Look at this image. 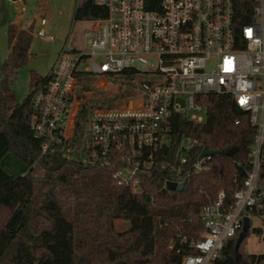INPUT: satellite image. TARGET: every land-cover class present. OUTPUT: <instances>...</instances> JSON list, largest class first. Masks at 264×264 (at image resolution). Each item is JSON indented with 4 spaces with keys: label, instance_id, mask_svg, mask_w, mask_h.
I'll return each instance as SVG.
<instances>
[{
    "label": "built area",
    "instance_id": "1",
    "mask_svg": "<svg viewBox=\"0 0 264 264\" xmlns=\"http://www.w3.org/2000/svg\"><path fill=\"white\" fill-rule=\"evenodd\" d=\"M92 1L105 6L107 15L88 20V45L62 51L30 97L29 125L41 140V155L58 148L66 154L75 146L83 105L89 127L84 163L107 166L118 158L122 165L113 178L136 194L153 151L170 144L173 117L202 123L207 106L197 99L229 96L254 128L248 167L232 203L225 206L221 190L200 209L199 237L182 238L195 252L183 255L181 264H214L237 239L244 217L250 226L251 217H264V0H159L156 9L146 8L145 0ZM119 74L137 77V94L83 104L93 97V89L82 90L86 79L97 77L96 88L117 95L110 79ZM200 144L182 136L173 182L186 180L182 166L188 163L194 172L208 169L212 156L200 157L202 147L189 159Z\"/></svg>",
    "mask_w": 264,
    "mask_h": 264
},
{
    "label": "trees",
    "instance_id": "2",
    "mask_svg": "<svg viewBox=\"0 0 264 264\" xmlns=\"http://www.w3.org/2000/svg\"><path fill=\"white\" fill-rule=\"evenodd\" d=\"M145 2L146 8L156 9L159 0ZM106 15L107 8L92 0H79L73 10L76 21ZM7 41L9 53L0 64V264H181L183 255L195 252L182 238L199 237L200 209L221 190L229 206L241 185L236 166L248 167L254 135L247 115L229 96L199 97L207 106L206 119L195 123L173 117L169 146L153 151V164L140 175L139 192L132 194L128 184L118 185L113 178L122 165L118 158L101 166L66 156L60 148L41 155V140L29 125L30 97L46 76L31 71L29 93L18 102L9 82L28 61L32 35L10 23ZM185 135L201 143L190 152L191 161L201 147L219 153L203 172H194L189 163L182 166L184 189L168 190L166 183L177 179L173 168ZM9 152L24 162L22 173L1 167ZM115 219L127 221L128 228L117 231ZM252 233L262 230L254 227ZM235 242L224 246L214 264H264V254L245 253L243 242L236 250Z\"/></svg>",
    "mask_w": 264,
    "mask_h": 264
},
{
    "label": "rangeland",
    "instance_id": "3",
    "mask_svg": "<svg viewBox=\"0 0 264 264\" xmlns=\"http://www.w3.org/2000/svg\"><path fill=\"white\" fill-rule=\"evenodd\" d=\"M78 3L79 0H0V64L7 58L10 49L7 41V27L10 23L15 24L17 30L29 29L32 35L28 61L9 82L18 102H22L29 93L31 71L42 77L47 76L62 51H70L74 47L83 49L88 45V38H84L83 33L91 22L73 19V10ZM38 30L43 31V36L37 35ZM3 78L0 72V82ZM136 79V76L123 78L122 75L111 78L113 88L118 91L117 95L96 88L97 77L86 79L82 90L93 89V97L87 98L83 104L95 105L105 101L112 102L116 98H129L138 93ZM106 87L111 89L109 85ZM87 113L86 108L81 109L76 118L75 146L66 153V156L83 162L86 160L89 144ZM1 167L10 173H22L25 164L9 152L2 157ZM126 173L127 170L122 171V174ZM250 221L249 234L242 244L243 251L247 254H264V217H251ZM114 226L117 231H123L128 228L129 223L115 219ZM254 227L261 228L262 234H253Z\"/></svg>",
    "mask_w": 264,
    "mask_h": 264
},
{
    "label": "water",
    "instance_id": "4",
    "mask_svg": "<svg viewBox=\"0 0 264 264\" xmlns=\"http://www.w3.org/2000/svg\"><path fill=\"white\" fill-rule=\"evenodd\" d=\"M218 153L219 152L210 150L208 148H203V150H202V152L200 154V157H204V156H207V155L214 156V155H217ZM236 169H237L238 173L241 176H244L245 175V171H244L243 167L237 165L236 166ZM185 183H186V180H183L180 183H176V182H173V181H168L166 183V188L168 190H176V191H179L180 192V191H182L184 189ZM249 230H250V222H249V219H248V217H244L242 230L238 234V237H237L236 242H235V248H236V250L238 249V247L240 246V244L243 242V240L248 236Z\"/></svg>",
    "mask_w": 264,
    "mask_h": 264
},
{
    "label": "crops",
    "instance_id": "5",
    "mask_svg": "<svg viewBox=\"0 0 264 264\" xmlns=\"http://www.w3.org/2000/svg\"><path fill=\"white\" fill-rule=\"evenodd\" d=\"M75 49H76V47H74ZM74 48H72V49H74Z\"/></svg>",
    "mask_w": 264,
    "mask_h": 264
}]
</instances>
